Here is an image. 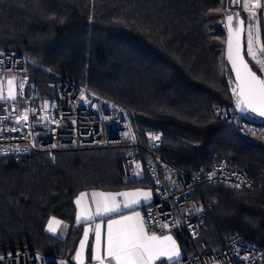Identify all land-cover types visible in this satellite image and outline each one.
I'll return each mask as SVG.
<instances>
[{
	"label": "trees",
	"instance_id": "trees-1",
	"mask_svg": "<svg viewBox=\"0 0 264 264\" xmlns=\"http://www.w3.org/2000/svg\"><path fill=\"white\" fill-rule=\"evenodd\" d=\"M229 1L0 0V50L29 60L27 76L42 94H50L49 81L68 79L117 103L137 131L142 163L154 152L192 174L226 159L249 174L243 188L200 183L192 192L213 202L201 228L211 250L232 235L264 247V122L245 120L248 140L214 114L237 101L225 59ZM262 27L260 12L264 46ZM244 54L249 60L245 42ZM150 134L160 137L156 148ZM125 150L63 149L54 162L42 153L0 156V256L29 249L72 257L79 192L153 188L143 166L144 174L124 180ZM50 217L70 225L64 240L45 231ZM179 238L186 254L195 249Z\"/></svg>",
	"mask_w": 264,
	"mask_h": 264
},
{
	"label": "built area",
	"instance_id": "built-area-1",
	"mask_svg": "<svg viewBox=\"0 0 264 264\" xmlns=\"http://www.w3.org/2000/svg\"><path fill=\"white\" fill-rule=\"evenodd\" d=\"M243 11L248 21L257 20L250 18L247 9ZM0 53V97H3L0 98V129L3 130L0 131V156L42 153L54 162L63 149L126 146L124 180L137 176L143 166L153 182V201L138 210L148 234L175 232L195 246L175 264H264V247L252 246L236 235L230 236L222 248L209 249L201 240V228L213 202H200L191 196L200 183L246 187L251 184V178L245 170L233 168L226 159H220L207 170L185 174L154 152L142 163L138 158L137 131L117 103L68 79L49 81L50 94H42L27 76L29 60L25 56L11 50H0ZM258 59H261L259 55ZM9 80L13 81L11 86ZM10 88L15 93L14 99L9 96ZM26 112L28 120L23 121ZM214 114L232 124L248 140L251 138L245 120L262 121L248 111L237 110L236 106L214 109ZM159 144V140L149 139L151 148ZM0 264L75 263L71 257L52 258L23 249L0 256Z\"/></svg>",
	"mask_w": 264,
	"mask_h": 264
},
{
	"label": "snow or ice",
	"instance_id": "snow-or-ice-1",
	"mask_svg": "<svg viewBox=\"0 0 264 264\" xmlns=\"http://www.w3.org/2000/svg\"><path fill=\"white\" fill-rule=\"evenodd\" d=\"M243 7L250 13L251 19H256V10L260 9L264 12V4L261 0H253L252 3H244ZM233 15L227 16L228 40H227V59L231 63V70L235 72L236 87L232 89L233 94L237 98V107L241 111L251 110L260 116H264V59H258V53L264 57V46L260 45L259 28L255 34L253 26L247 29V50L246 54L255 63L252 67L241 54V35L245 31L244 20H236V26L233 27ZM2 55V53H0ZM255 68V71L253 70ZM261 73L258 75L257 73ZM11 86L13 81L9 80ZM23 85L21 84V87ZM9 96L15 98V93L9 91ZM3 98V97H0ZM49 105H45L48 107ZM23 121L28 120L27 112L23 115ZM15 131V129H12ZM0 131H3L0 129ZM151 137V134H150ZM159 140V136L151 137ZM139 167V165L137 166ZM125 197L123 205L116 201V196ZM149 192H122L117 194L93 192L92 198L96 205L95 212L87 210L86 207H81L80 212L76 216V221L79 223L82 220L88 222L96 217H103L112 213H117L121 207L127 209L132 205L141 203L139 197L143 196L145 200L150 197ZM86 196V193H80L75 203L80 206L81 201ZM131 198V199H129ZM173 221V225H175ZM60 221L53 218L48 223V230L56 231ZM167 227V225H162ZM90 228H84V239L80 241V251L76 253L77 260L82 261V254L85 248V243L88 239ZM101 242V225H95V246L93 249L92 259L98 264H155L157 260L165 258L162 264H170L176 257L181 255V252L173 240L171 235L158 236L155 233L148 234L145 223L139 212H134L131 216H121L120 219L108 220L107 227V249L106 256L100 254Z\"/></svg>",
	"mask_w": 264,
	"mask_h": 264
},
{
	"label": "crops",
	"instance_id": "crops-1",
	"mask_svg": "<svg viewBox=\"0 0 264 264\" xmlns=\"http://www.w3.org/2000/svg\"><path fill=\"white\" fill-rule=\"evenodd\" d=\"M143 171L141 170V167L139 168V173L138 175H142ZM144 174V173H143ZM136 191H140V192H149L151 195L150 197L145 200L143 198V196H140L139 199L141 201V203L139 204H135L132 205L130 208H123L121 207L119 209V211L117 213H112L110 215H106L103 217H96L91 221L88 222H84L83 220L81 222H77L76 221V216L77 214L80 212L81 207H86L87 210L91 211V212H95L96 210V205L93 202V198H92V193L93 192H102V193H112V194H117V193H122V192H136ZM86 193V196L84 197V199L81 201V205L78 206L75 201L77 199V197L79 196L80 193ZM131 199V198H129ZM154 199V192H153V188L151 187H129V188H124L121 190H116V191H108V190H100V189H89V190H84L79 192L75 199H74V205H75V217H74V224L77 225L80 228V237L79 240L77 242L76 248H75V252L73 254V256L71 257V259L73 260V262L75 264H81L80 260H77L76 258V253L78 251H80V241L84 239V228H90L91 230L89 231V235H88V239L85 243V248L83 250V254H82V261L83 264H98L97 261L92 259V254H93V249L95 246V225L96 224H100L101 225V242H100V254L102 257L106 256V249H107V227H108V220L109 219H113V220H117L120 219L121 216H131L134 214V212H138L139 208L142 207L143 205H146L150 202H152ZM116 201L123 205V203L125 202V197L123 196H116ZM55 217H50L46 224H45V231L54 236L57 239L60 240H64L68 233H69V229H70V225L68 223H66L65 221H62L58 218H55V220L60 221V225L56 226L54 225V227H56V231L55 232H51L48 230V223L50 220H52ZM166 235H171L173 240H175L176 245L178 246L181 255L179 257H176L172 262H170V264H175L183 255H185L186 252V246H184L182 240L179 238V235L175 232H169V233H165L159 236H166ZM165 258H161L160 260H157L155 262V264H162V261Z\"/></svg>",
	"mask_w": 264,
	"mask_h": 264
},
{
	"label": "water",
	"instance_id": "water-1",
	"mask_svg": "<svg viewBox=\"0 0 264 264\" xmlns=\"http://www.w3.org/2000/svg\"><path fill=\"white\" fill-rule=\"evenodd\" d=\"M261 2H262V4H264V0H262ZM240 6H241V0H230L229 1V12L226 14V16L224 18V27H225V32H226L225 59H226V63L228 65L229 71H230V73L232 75L235 87H236L235 72L231 70V67H232L231 63L227 59V40H228V35H229L228 28H227V16L228 15H233L234 16L233 27L236 26L237 18L239 20H244L245 21V19L241 15ZM261 17H262V24H263L262 31H263V39H264V12H262V11H261ZM245 26H246V22L244 23V28H245ZM244 42H245V31L241 35V54L244 55L245 60L249 63V66L252 67L251 63L249 62V60L246 58V56L244 54ZM246 111H248L249 113L253 114L254 116H256V117L260 118L262 121H264V116H260L257 113H253L251 110H246Z\"/></svg>",
	"mask_w": 264,
	"mask_h": 264
},
{
	"label": "rangeland",
	"instance_id": "rangeland-1",
	"mask_svg": "<svg viewBox=\"0 0 264 264\" xmlns=\"http://www.w3.org/2000/svg\"><path fill=\"white\" fill-rule=\"evenodd\" d=\"M252 3L253 2V0H241V8H242V10H240V12H242L244 15H245V21H246V28H245V51L247 50V35H248V33H247V29H248V27L251 25V26H253V33L255 34V32H256V30H257V27L259 28V35H260V45L261 46H263L262 45V40H261V30H260V12H261V10H259V12H258V17H257V20H252V21H248L249 20V18H248V15L245 13V11H243V9H244V7H243V5H244V3ZM229 11V10H228ZM258 55H259V53H258ZM259 57L261 58V59H263L264 57H261L260 55H259ZM253 64H254V62H253ZM260 74V73H259ZM235 106H236V102H235Z\"/></svg>",
	"mask_w": 264,
	"mask_h": 264
},
{
	"label": "bare ground",
	"instance_id": "bare-ground-1",
	"mask_svg": "<svg viewBox=\"0 0 264 264\" xmlns=\"http://www.w3.org/2000/svg\"><path fill=\"white\" fill-rule=\"evenodd\" d=\"M248 58H249L250 61L254 62L250 57H248ZM254 63H255V62H254ZM236 105H237V101H236ZM236 109H237V110H241V109L238 108L237 106H236Z\"/></svg>",
	"mask_w": 264,
	"mask_h": 264
}]
</instances>
